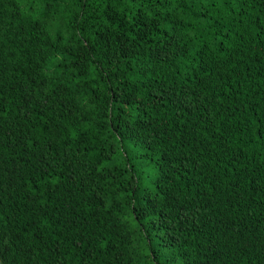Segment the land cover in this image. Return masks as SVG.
Returning a JSON list of instances; mask_svg holds the SVG:
<instances>
[{
	"label": "trees",
	"instance_id": "obj_1",
	"mask_svg": "<svg viewBox=\"0 0 264 264\" xmlns=\"http://www.w3.org/2000/svg\"><path fill=\"white\" fill-rule=\"evenodd\" d=\"M0 264H264V0H0Z\"/></svg>",
	"mask_w": 264,
	"mask_h": 264
}]
</instances>
